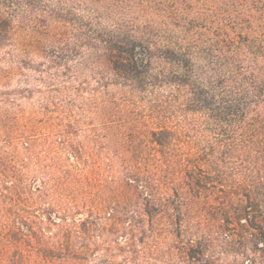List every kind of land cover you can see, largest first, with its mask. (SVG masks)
Here are the masks:
<instances>
[{
    "label": "rangeland",
    "instance_id": "1",
    "mask_svg": "<svg viewBox=\"0 0 264 264\" xmlns=\"http://www.w3.org/2000/svg\"><path fill=\"white\" fill-rule=\"evenodd\" d=\"M49 1L77 6L95 26L100 17L105 26L138 31L151 18L159 40L185 39L172 0ZM36 6L25 23L15 21L10 40L0 42V231L19 212L55 243L84 219L99 218L112 230L116 210L145 216L150 197L154 221L126 217L117 222L116 236L99 233L112 246L118 239L125 247L113 246L110 260L187 264L180 235L197 239L213 232L208 202L216 192L198 188L187 170L196 165L212 171L209 156L221 166H239L241 153L226 148L232 144L227 127L187 108L183 92L129 85L88 40L63 28L57 17L46 21ZM258 10L253 15L263 20ZM215 24L196 27L202 37L195 41L194 59L217 79L239 55L253 57L264 47V27L247 38ZM163 120L174 132L158 144L152 131Z\"/></svg>",
    "mask_w": 264,
    "mask_h": 264
},
{
    "label": "trees",
    "instance_id": "2",
    "mask_svg": "<svg viewBox=\"0 0 264 264\" xmlns=\"http://www.w3.org/2000/svg\"><path fill=\"white\" fill-rule=\"evenodd\" d=\"M172 1L178 4V28L185 39L171 37L164 42L159 40L157 28L150 26L151 18L146 28L138 31L124 25L105 26L100 17L95 26L91 17L79 13L75 5L65 9L60 1L52 4L49 0H0V42L9 41L15 21L25 23L26 18L32 17L31 9L38 5L46 21L48 15L57 17L63 21V28L74 35L78 32V38L88 40L129 85L141 89L167 86L183 92L187 108L202 111L227 127L224 135L232 142L226 145L227 151H238L242 159L239 166H221L209 156L205 160L212 171L196 165L188 168L187 175L198 188L208 185L216 190L208 202L213 218L208 230L213 232H204L197 239L180 235L181 249L187 264H264V47L253 57L239 55L230 64L229 72L217 79L194 59L195 41L202 37L196 27L207 30L217 23V28L225 26L234 34L249 38L264 27V7L257 9L262 11L263 20L253 15L257 10L252 7L264 6V0ZM163 123L152 131L158 144L164 143L162 136L174 132L168 120ZM200 156L197 154L196 158ZM205 179L210 180L209 184ZM152 201L148 197L143 210L147 218L141 213L136 216L154 221L156 205ZM113 215L116 226L112 230L101 225L99 218L84 219L50 243L34 225L35 220L16 212L15 219L4 223L5 228L0 231V264H127L131 259L114 263L109 258L116 254L114 247L120 251L124 245L113 239V247L99 233L105 239L116 236L120 220L136 216L120 210ZM181 227L180 224V232ZM100 251L108 258L99 256Z\"/></svg>",
    "mask_w": 264,
    "mask_h": 264
}]
</instances>
